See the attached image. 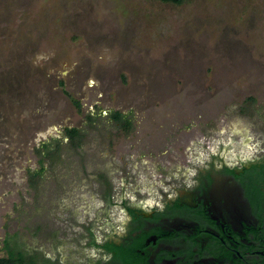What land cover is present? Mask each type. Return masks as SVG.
<instances>
[{
  "label": "rangeland",
  "instance_id": "rangeland-1",
  "mask_svg": "<svg viewBox=\"0 0 264 264\" xmlns=\"http://www.w3.org/2000/svg\"><path fill=\"white\" fill-rule=\"evenodd\" d=\"M233 140L264 151V0H0V242L107 264L124 189L161 197Z\"/></svg>",
  "mask_w": 264,
  "mask_h": 264
},
{
  "label": "flooded vegetation",
  "instance_id": "flooded-vegetation-1",
  "mask_svg": "<svg viewBox=\"0 0 264 264\" xmlns=\"http://www.w3.org/2000/svg\"><path fill=\"white\" fill-rule=\"evenodd\" d=\"M231 148L219 156L207 151L211 160L176 157L165 192H146L143 205L131 204L124 189L128 222L120 227L119 214L108 213L111 233L96 241L106 263L264 264V151L251 159L235 141ZM105 197L114 202L109 189Z\"/></svg>",
  "mask_w": 264,
  "mask_h": 264
},
{
  "label": "trees",
  "instance_id": "trees-1",
  "mask_svg": "<svg viewBox=\"0 0 264 264\" xmlns=\"http://www.w3.org/2000/svg\"><path fill=\"white\" fill-rule=\"evenodd\" d=\"M163 3H172L176 5H181L189 0H160ZM66 95L74 101V99L65 92ZM79 106L78 102H75ZM115 119L124 123V127H128L130 122L124 120V116L120 113L115 115ZM124 120V122H123ZM69 138L75 140L79 137V132L77 129L67 130ZM48 148L47 145H45ZM96 239L91 235L90 246L98 248ZM0 264H71L69 261H63L60 255L57 257H48L41 251H31L25 248V246L19 242L16 235H7L3 241L0 242Z\"/></svg>",
  "mask_w": 264,
  "mask_h": 264
}]
</instances>
